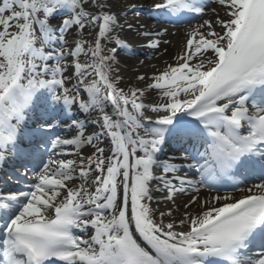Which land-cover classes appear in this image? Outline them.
I'll return each mask as SVG.
<instances>
[{"label":"bare ground","instance_id":"6f19581e","mask_svg":"<svg viewBox=\"0 0 264 264\" xmlns=\"http://www.w3.org/2000/svg\"><path fill=\"white\" fill-rule=\"evenodd\" d=\"M11 1L20 11L7 9L0 13V110L9 118L22 115L15 107L24 103L15 104L5 98L6 89L14 84L13 68L25 65L23 75L34 76L37 90L32 95H43L46 90L35 78L41 74L46 57L51 56L57 61L58 81L63 83L61 100L71 101L75 111L62 126L68 130L80 119L87 120L88 134L95 133L88 140L77 137L79 130L66 133L60 141L64 149L48 165V174L38 184L40 188L47 183L51 187L42 195H36V190L19 217H49L72 194L86 205L98 200L104 192V168L112 163L118 174L117 202L100 216L83 220L84 240L89 243L92 232L106 222L112 226L111 234H127L135 251L151 253L150 239L195 240L196 234H201L196 231L198 225L218 216L230 204L264 192V181L244 183L233 191L203 186L188 189L185 187L191 179L187 172L168 166L172 162L184 163L182 152L175 148L176 141L167 137L174 121L211 109L233 112L245 106L243 95L233 87L213 94L206 90L211 85L212 70L237 28L246 0H216L197 22L175 27L165 26L153 14L170 8L177 0ZM31 7L36 14L33 26H26L27 19L25 24L18 18L6 22L11 13L12 17L20 13L24 18ZM37 15L43 18V25L35 22ZM49 30L53 32L48 35ZM187 69H191L189 74L185 73ZM25 90L20 87L23 95ZM22 135L19 131L17 136ZM76 137L82 145L74 141ZM0 141H6L2 131ZM1 159L0 168L14 160L10 152L2 149ZM58 168H64V174L60 179L51 178L50 173L55 175ZM167 180L175 184L166 183ZM7 184L0 174V187ZM4 194L7 196L0 199L2 205L10 204L14 197L22 198L0 190V195ZM123 199L124 223L119 225L115 219L120 215ZM14 216L12 213L9 217ZM135 220L147 237L138 233ZM104 240L110 245H104L109 249L108 255H115V242Z\"/></svg>","mask_w":264,"mask_h":264}]
</instances>
